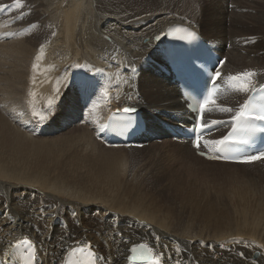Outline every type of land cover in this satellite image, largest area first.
Here are the masks:
<instances>
[{"label": "bare ground", "instance_id": "bare-ground-1", "mask_svg": "<svg viewBox=\"0 0 264 264\" xmlns=\"http://www.w3.org/2000/svg\"><path fill=\"white\" fill-rule=\"evenodd\" d=\"M9 1L2 0L0 6L6 8L0 14V46L7 58V68L0 67V124L10 141L0 136V160L15 165L19 153L24 157L35 153V165L31 178L0 172V194L4 197L0 199V262L24 264L27 246L23 241L28 239L35 246L36 264H72L79 249L88 254L92 264H128L129 249L138 244L153 249V261L162 254V264H264V161H206L196 156L187 142H173L160 129L159 121H180L182 107L178 97L182 95L161 70L166 66L167 49L162 39H156L169 27L189 29L196 33V38L202 35L214 53L225 57L219 71L227 86L217 103L237 109L252 93L233 91L230 75L255 71L258 75L253 84L257 89L264 85V0H143V5L129 9L122 7L124 0H92L99 9L96 26L100 39L93 42L86 37L83 44L92 46L95 55H82L81 60L71 64L66 63L63 55L60 61H56L57 57L55 60L61 69L70 66L82 72L81 81H74L73 93L65 94L71 120L77 122L70 124L72 130L67 135L71 136L63 145L76 151V156L63 160L59 158L61 149L60 160L51 157L55 154L47 155L44 142L50 140L44 135L50 134L45 126L48 120L40 126L34 124V128L29 125L30 114L15 112L17 105L6 101L20 98L30 50L25 41L8 43L20 34L16 27L20 16H11L16 7ZM35 3L37 12L41 8L39 14H54L55 0H34ZM200 22L204 31L198 27ZM76 44L80 45L77 41ZM45 48L39 49L36 57ZM49 61L53 59L50 57ZM40 88L45 93L50 91L47 85L40 84ZM84 93L90 94L91 100L80 108ZM234 95L237 99H233ZM125 107L136 112L122 117L131 122L139 119L141 123L127 148L122 141L107 136L110 117L120 115ZM231 115L210 114L212 120L230 119ZM229 126L224 124L209 140L221 139ZM104 141L110 147H105ZM158 148L175 152L171 156L173 163L163 162L158 165L159 170L172 171L178 161L193 167L182 171H189L188 178L197 177L198 183L179 181L177 169L170 174L171 182L167 178L169 187L171 183L175 187L174 192H168L179 196L177 204L189 205L187 215L182 207H173L176 202L170 203L164 196L166 192L149 196L143 191L145 182L130 180L131 175L126 174L129 154L143 153L147 158L148 150H154L160 156ZM155 161L161 160L147 159L144 164ZM126 180L130 184H125ZM128 191L134 200L124 196ZM208 194L215 195L212 207L225 209L232 221L202 212L210 206L205 198ZM186 196L194 197V204ZM220 198L228 204H221ZM125 200L131 202L123 203ZM236 209L245 216L235 214ZM249 212L259 219L253 220V213ZM71 213H76V221H71ZM252 220L256 229L241 232L238 223ZM182 224H186L184 232L170 228ZM232 230L236 232L231 233ZM90 252L94 255L90 256Z\"/></svg>", "mask_w": 264, "mask_h": 264}, {"label": "rangeland", "instance_id": "rangeland-1", "mask_svg": "<svg viewBox=\"0 0 264 264\" xmlns=\"http://www.w3.org/2000/svg\"><path fill=\"white\" fill-rule=\"evenodd\" d=\"M0 1H1V3H0V6H1L3 4H2V0H0ZM33 1L32 0H20V6H17L16 0H14V2H13V0H11L12 5H15V7H16V8L14 7L15 10L11 16L12 17L20 16V19L16 22V27L19 28V30L22 31L23 33H21L18 30L20 34L15 35V39L11 42H8V43L25 41L26 45L30 47V50H28L29 52L27 55H29V56H28L27 60H25L26 62L29 61L28 62L29 65L27 64L28 65L27 66L24 64V70L26 69V76H25V80H24V88H23V91L20 95V98H18L17 100L12 98V99L6 100V101L8 103L17 105L15 112H17V113H28L27 115L30 114V116H29L30 117V119H29L30 124L29 125H31L32 127L35 128V125H37V124H36V121L32 117V113L35 110H36V112H39L41 109H43L45 107V105L47 104L46 102L48 101L49 98H53V97L58 95L59 99H58V102L56 104L55 110L48 115V119H47L48 123L47 124L45 123V126L50 131V134H46L44 136L46 137L48 135L47 140H50V141H46V143L44 142V144L47 145V148H45V149H47L49 151V153L47 154L49 157L51 156V154H55V155H52L51 157H54L56 159V158H58L60 153L63 152V153H61L62 156H59V158H61V160H63L64 157H65V159H67V158L70 159V158H74L76 156V154H75L76 151L72 150V148L70 146L65 147L67 145H63V142H66L65 144H67L69 142L71 135L69 136L67 134H70L68 131L72 130V126L70 124L77 122V120H74V119L71 120V113L72 112L70 110V107L68 106V103L65 102V100H66L65 94H66V92H68L69 95H71L73 93L72 92V86L75 83L74 81L78 80L76 83L81 81L82 72L78 71L77 68L70 67V66L68 67V69L67 68H65V70L61 69L60 66H57L59 64L57 62L60 61V59L62 58V55L64 56V60L66 61L67 64H71L72 62H74L76 60H81L82 55H85L88 58H93V56L95 55V51H94L93 47L92 46L88 47L85 44H83V39H85L86 37H89L93 42H96L100 39V33H99L98 28L96 26L97 11L99 9H98L96 3H94L92 0H55L56 8L52 9L54 14L53 15L50 14L48 16L45 14H39L41 12V8L40 9L37 8L38 9V12H37V10L35 8L37 7L38 3H35L36 4L35 5V4H33ZM124 1H125V3L121 4V5H122V7L126 8V9L135 8V7H138L140 5H143V0H124ZM4 2H10V1L4 0ZM58 2H59V4L57 5ZM5 6H10V4H6ZM62 7L65 8V11H62ZM2 8H3V10L0 11V14H2L6 10V8H4V7H2ZM230 10H231V6L229 5L227 12L229 13ZM205 18H206V14H205ZM111 21L112 20H110L108 22H111ZM107 23L105 25H108ZM33 26H35V27H33ZM206 26H208V25H206ZM198 27H200V29L202 28L201 31H204L203 29H205L202 26V22L199 23ZM53 33H54V35H53ZM200 38L202 40L204 39L203 41H206L202 35L200 36ZM76 41L79 42L80 45L76 44ZM146 41L147 40L145 39L144 42H146ZM8 43H6V44H8ZM45 46H46V48H45ZM41 48L42 49L45 48L44 53L41 56L36 57V55L38 54L37 51ZM228 48L229 47L226 46V49H228ZM0 50H1L0 67L5 66L7 68V64H6L7 58H6L5 53L2 50V46H0ZM263 52L264 51L262 50V53ZM55 54H57V55H55ZM47 55H49V56H47ZM50 57H51V60L53 59V62L49 61ZM56 57L58 60H56ZM55 64H56V66H55ZM33 65H35V68L33 67ZM55 67L58 70L59 69L60 70L57 72ZM143 70H144V67H143ZM35 81L39 82V83L35 84ZM40 84L47 85L48 88L50 89L49 93L48 92L45 93L43 90H41ZM56 88H59V90H60L59 93H56L54 91ZM233 99H237L235 97V95L233 96ZM44 103H46V104H44ZM41 104H43V105L41 106ZM71 107L73 108L72 105H71ZM76 115H77V110H75V114H73V116H76ZM82 115H83V113H82ZM65 135H67V136H65ZM0 136H2V138H4L5 141H7V142L10 141V138L4 133V128L1 124H0ZM55 138H57V139H55ZM40 144H42L43 147H46L42 142ZM55 146H57L58 148L56 147V149H55ZM61 146H63V147H61ZM104 146L107 147L106 145H104ZM65 148H67V149L63 150ZM58 149H59V151L61 149V152H59ZM54 150H55V152H54ZM71 150L73 152H70V153L67 152V151H71ZM157 150H158L160 156L157 155L154 152V150H148L147 158H144L143 153H138V154H134V155L129 154L127 157V162L125 164L126 165V168H125L126 174L131 175L130 180H133V181L140 180L141 183L145 182L144 184H145V186L146 185L148 186V187H146L148 190H146L144 184H142L143 185V191H145V193L148 192L150 194L149 195L147 193L149 196H154V195H156V193H157V195L160 194L162 196V194H165V192H166V194L164 196H167V199L169 200V202L170 203L173 201H174V203L176 202V204H174L173 207H175V208H179V207L181 208L182 207L183 210L185 211V212L184 211H182V212L187 215V213H189V212H187L186 210L190 209L189 205L188 204L185 205V203L177 204V201L180 200L179 196L175 197V194L170 193V192H172V190L174 192L175 187H173L174 185H172V183L170 186L172 188L169 187V185L167 184V178H169L171 176L170 174L173 173L177 169V171H175V173L177 176L180 177L179 181H181V180L186 181V182L190 181L189 183H192V184L196 181L195 183H198L197 177L191 176V177H189L190 178L189 179L187 176L189 171L188 172L182 171V170L193 168V167H189L190 165L187 166L186 164H183L182 162L178 161V163L175 166L176 169H173L172 171H168L167 169L166 170H159L158 169L159 164H161L163 162L167 163V164L173 163L171 156L174 157L175 152L169 151L168 149L167 150L162 149V148H158ZM64 151H66V152H64ZM68 153L70 155H67ZM150 153L152 154V156H149ZM66 155H67V157H66ZM68 156H70V157H68ZM36 158H39V157L36 156ZM147 159H158L161 161H155V162H150L149 164H144V162ZM162 160H164V161H162ZM34 165H35V153L32 156H27V157H24V156H22L21 153H19L17 155L15 165H8L5 161L0 160V172L11 175V176H27V177L31 178L33 176L32 172L34 171L31 169ZM164 165L167 166L166 164H164ZM210 170H213V169H210ZM123 179H126V178L124 177ZM194 179H196V180H194ZM169 180L171 182V178H169ZM212 182L214 183V181H212ZM213 183L212 184L210 183V186L213 185L215 187L217 184H213ZM125 184H130V182H128L126 180ZM217 187H218V189L220 188L218 185H217ZM220 190L223 191V188H220L219 191ZM168 191H170V192H168ZM213 191L215 193L216 190H212V192ZM145 193H143L142 196ZM1 194H0V199L4 198V197H2ZM171 195H172V197H171ZM124 196L129 197L130 199L134 200L133 199L134 196L130 197V191H128V193L124 194ZM214 196H215L214 194H208L205 197L207 200L210 201V206L202 209V212L211 213L214 215V217L223 218V219L228 220L229 222L232 221L229 218V215H226L224 213V212H226L225 209H218V208L212 207L211 199ZM186 197H188V196H186ZM189 198H190V196L187 199H189ZM190 199H192V200H190ZM190 199L188 201H191V203L194 204V200H196V199L194 197H191ZM220 200H221V204H223V205L228 204V201H226L224 198H220ZM129 202H131V201L125 200V202H123V203H129ZM158 202L160 204H163V202L159 199H158ZM236 211H240V212H236ZM241 211L242 210L236 209L235 214L238 213L239 215L243 216L244 214H242ZM250 213L252 214L253 212H249L248 214H250ZM238 214H237V216H238ZM254 215L255 214L253 213L252 216L255 218L254 219L252 217L253 220L259 219V217L257 215L256 216H254ZM76 218H77L76 213L70 214L71 221H76ZM198 219L200 220V218H198ZM253 220L251 222H245V221L239 222L238 227L241 230V232L249 233L250 231H254L256 229L255 228L256 226H255V224L252 226ZM153 228H155V227L153 226ZM170 228L176 232H184L186 230V224H182V225H178V226L173 225V226H170ZM234 232H236V231L235 230L231 231V233H234ZM0 235H3V232H1Z\"/></svg>", "mask_w": 264, "mask_h": 264}, {"label": "snow or ice", "instance_id": "snow-or-ice-1", "mask_svg": "<svg viewBox=\"0 0 264 264\" xmlns=\"http://www.w3.org/2000/svg\"><path fill=\"white\" fill-rule=\"evenodd\" d=\"M16 4L17 6H20V0H16ZM2 10L3 8H0V11ZM171 31L186 32V35L180 37V39L183 40L191 41L196 38V33L186 28L181 29L180 27H176ZM156 39L159 40L160 37L157 36ZM223 63L224 61L218 62L219 65H222ZM33 67L35 68V65H33ZM131 70L132 72L136 71L135 68ZM257 75L258 74L255 71L249 70L235 75H230L228 77L233 91L237 93H254V95H251L248 100H245L244 103L240 104L237 109L219 105L217 103V97L220 93V86L218 82L223 79V75L218 69L207 73L203 93L198 96H192V94H189L190 99L194 101V103L190 104L189 107L196 113L197 116V123L193 129L196 133L192 141L194 147L199 149L205 132L215 130L216 125L228 124L231 128L228 134L224 135L221 139L203 140V147L208 148L209 145H212L214 154L208 155L207 152L201 151L199 153L200 155L207 156L208 159H224L244 163L264 159V149H258L245 155H229V153H235L238 151L236 146H251L255 143V139L258 134H264V85H260L257 89L253 84V78ZM54 91L59 93L60 90L59 88H56ZM58 99V95L53 98H49L43 109L39 112L34 111L32 113V117L36 121L37 126H40L47 121L48 115L55 110ZM122 111L124 113H132L135 109L125 107ZM214 112L231 113L232 115L227 122L223 120H208L205 118L206 114ZM23 244L27 246L24 264H36V254L34 251L35 246L28 239H25ZM138 250L141 257H143L145 251L148 253L153 252V249L146 244L134 245L130 249L133 254H136ZM79 251H83V249H79ZM89 255L91 256L94 254L90 252ZM128 259L131 260L133 257H129ZM0 264H3V262H0ZM88 264H92V262L89 261ZM152 264H162V254H159Z\"/></svg>", "mask_w": 264, "mask_h": 264}]
</instances>
